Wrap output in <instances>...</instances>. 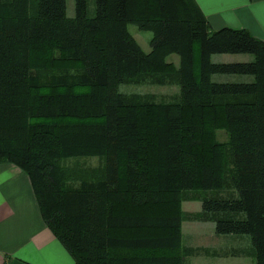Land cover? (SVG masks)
<instances>
[{
  "label": "trees",
  "instance_id": "trees-1",
  "mask_svg": "<svg viewBox=\"0 0 264 264\" xmlns=\"http://www.w3.org/2000/svg\"><path fill=\"white\" fill-rule=\"evenodd\" d=\"M88 7L75 0L69 16L68 0H0V164L28 175L75 264H187L186 221L249 236L264 264V41L213 31L195 0H95L93 17ZM130 25L153 34L150 52ZM77 157L101 160L66 164Z\"/></svg>",
  "mask_w": 264,
  "mask_h": 264
},
{
  "label": "crops",
  "instance_id": "crops-1",
  "mask_svg": "<svg viewBox=\"0 0 264 264\" xmlns=\"http://www.w3.org/2000/svg\"><path fill=\"white\" fill-rule=\"evenodd\" d=\"M213 31L246 29L264 41V0H195ZM0 264H75L46 225L28 175L0 164Z\"/></svg>",
  "mask_w": 264,
  "mask_h": 264
},
{
  "label": "rangeland",
  "instance_id": "rangeland-1",
  "mask_svg": "<svg viewBox=\"0 0 264 264\" xmlns=\"http://www.w3.org/2000/svg\"><path fill=\"white\" fill-rule=\"evenodd\" d=\"M89 16L95 15V0H88ZM75 14V0H68V15ZM130 31L138 40L146 52H150V41L153 37L151 32L141 31L136 25H130ZM173 61H178V57H172ZM215 62L233 63V62H250L253 60L251 55H231L219 54L213 57ZM216 81L223 82H250L252 77L249 76H215ZM121 90L126 92L152 93L159 98H169L176 93V88L161 86H141V85H123ZM220 133V132H219ZM221 141L227 140V135L219 134ZM100 158L77 157L70 158L66 161L69 166L80 164L81 166L96 167L100 164ZM200 202H186L183 205L187 213L201 211ZM184 243L186 247L194 249L195 252L186 258L187 264H255L250 253L252 244L249 236H223L215 232V224L209 222L186 221L183 226ZM249 253V256H246Z\"/></svg>",
  "mask_w": 264,
  "mask_h": 264
}]
</instances>
